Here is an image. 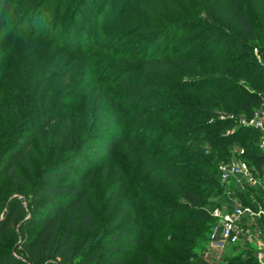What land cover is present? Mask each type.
I'll use <instances>...</instances> for the list:
<instances>
[{
	"label": "rangeland",
	"instance_id": "rangeland-1",
	"mask_svg": "<svg viewBox=\"0 0 264 264\" xmlns=\"http://www.w3.org/2000/svg\"><path fill=\"white\" fill-rule=\"evenodd\" d=\"M241 5L264 32V10L256 9L252 0H241ZM220 6L217 0H0V133L11 127L23 131L24 137L30 136L28 163L18 167L35 190L43 180L44 167L64 161L79 149L87 160H94L86 188L87 204L97 224L94 239L105 237L109 229L138 214L140 223L149 229L143 249L162 255L160 249L166 246L165 241L180 236L172 230L184 227L180 222L166 221L164 212L168 209L162 205V198L168 194V181L161 172L154 171L155 166L143 171L147 152H159L164 161L173 158L164 150L178 148L179 135L172 137L168 133L177 126L231 118L237 127H245L244 123L251 120L233 109L228 98L213 90L229 81L230 85L238 86L232 93L237 101L240 89L254 90L251 83L233 72L239 55L232 40L220 41L237 36L227 22L220 20L216 9ZM158 34L161 39L154 41ZM250 44L255 62L264 65V38L261 36ZM142 56L148 62H142ZM153 56L163 62L162 67L148 60ZM34 61L37 63L33 65ZM247 64L241 61L239 66ZM124 78L132 83L149 81L150 87L143 86L145 90L141 92L132 90ZM181 82L192 86L202 83L199 86L210 90L199 94L170 91ZM133 94L139 96L132 99ZM54 114L68 118L64 137L58 135L61 119L49 124ZM140 114L153 116L139 117ZM159 114L215 117L169 123L154 118ZM259 114L264 119V106ZM154 123L169 127L158 130ZM152 134L153 139L149 138ZM161 134L169 135L170 139L160 143ZM209 134L212 133L183 135L181 143L188 144V150L194 153L210 155L212 160L208 164L216 172L213 175L192 171L189 179L198 176L205 182L211 178L219 188L188 179H181L176 188L197 186L205 196L203 208L211 215L245 203L232 190L226 194L229 188L220 180L221 169L231 164L242 165L248 171L251 168L238 145L229 151L221 150L222 157L219 151L208 149L201 139ZM98 141L103 146L111 145V150H99ZM245 142L258 146L261 138ZM90 144L95 147L85 150ZM72 169L77 170L78 166L73 165ZM243 180L236 184L244 200H256L254 194L264 197V178L256 186L244 184ZM14 196L2 177L0 202ZM36 206V202L30 203L32 211ZM178 206L185 207L183 201ZM255 208L263 209L264 204L255 203ZM4 209L0 207V218ZM188 209L193 210L189 206ZM17 236V227L13 233H5L4 248L11 251ZM85 238L92 242L89 235ZM230 247L209 250L205 245L192 250L210 264L235 262L233 258L253 252L247 244L237 245L233 250ZM122 248H128L125 261L137 257L133 245L121 243L119 249Z\"/></svg>",
	"mask_w": 264,
	"mask_h": 264
},
{
	"label": "trees",
	"instance_id": "trees-1",
	"mask_svg": "<svg viewBox=\"0 0 264 264\" xmlns=\"http://www.w3.org/2000/svg\"><path fill=\"white\" fill-rule=\"evenodd\" d=\"M217 1L222 4L216 8L220 20L227 22L229 27L237 33L236 39L233 36H228L221 38L220 41L223 43L227 41L226 39L232 40L231 42L236 46L235 53L239 55L235 58L238 63L234 64L233 72L251 83L254 90L241 91L240 89L241 94L238 101L234 100L232 94L238 86L230 85L229 81L224 85L216 86L213 90H216L215 92L221 97L228 98L233 109L250 119L264 106V65L255 62L250 43L257 41L261 36L264 38V32L259 29L251 15L242 10L241 0ZM252 1L256 4V9L264 10V0ZM160 39L161 36L158 34L154 41ZM164 49L165 46L162 50ZM142 57L140 58L141 61L144 60L142 62H148L145 61L144 56ZM148 58L149 61H155L154 63L158 67L163 66V62L161 60L156 61L154 56ZM241 61L249 64L241 67L239 66ZM36 63L37 61H34L33 65ZM124 82L132 90L139 92L145 90L143 86L150 87L149 81L132 83L124 78ZM183 83L172 87L170 91L179 93L181 90H187L199 94L203 90H210L204 86H199L202 83H198L196 86ZM138 96L133 94L132 99H136ZM138 116L151 117L153 114H140ZM212 117L215 115L159 114L154 116L160 121L169 123L187 122L195 119L205 120ZM59 119H61L62 128L58 135L64 137L65 130L69 125L67 117L51 115L49 124ZM154 125V128L158 130H161V127H169L160 123H154ZM174 129L168 133L172 137L179 135L176 136L179 138H176L179 144L178 148L175 150L166 148L164 150L167 155L173 158L164 161L159 158V152L148 151L143 162L144 172L151 166H155L154 171L161 172L163 178L168 181V194L162 198V205L168 209L164 212L167 217L166 221L169 224L180 222L184 227L172 230L180 236L165 241L166 246L160 249L162 255L152 254L143 249L142 244L149 235V229L140 223L138 214L130 218L125 224L109 229L105 237L94 239L97 224L93 211L87 204L86 194L87 179L90 177L92 165H94L92 158L87 160V157L84 156L86 154H82L79 149V151L70 154L64 161L44 167L41 173L43 180L35 190L30 187L28 178L21 173L18 167L28 163V151L32 146L30 136L24 137L23 131H14L11 127L8 132L0 133V180L5 177L9 184L10 195L15 194L11 199L6 198L0 202V207L5 208L0 218V264H210L200 258L192 249L208 245V233L215 219L204 210L205 196L197 186L190 185L177 190L176 184L181 179H188L195 184H205L218 189V183L211 178L205 182L198 176H191L189 179L192 171L213 175L216 172L208 164L212 157L208 154H198L188 150L189 145L181 143L182 137L193 136L197 132L212 133L209 134L208 138L204 136L201 141L206 143L207 148L212 152L219 151L218 155L220 156L221 150L229 151L233 145H238L243 150L241 156L250 164L251 172H256V177L260 181L264 178V153L260 152L257 144L250 145L245 142V139L257 142L260 135L259 132L253 131L249 127H237L235 120L231 118L177 126ZM226 132L228 133L225 134ZM152 133L156 134L154 131ZM166 134H161L160 143L170 139V136ZM154 137L155 135L152 134L149 138L153 139ZM96 146L99 150L106 152L111 150V145L103 146L102 142L99 141ZM94 147V144H90L85 150ZM143 147L146 149L147 143ZM73 165H77L78 169L73 170ZM74 181H76L75 185H73ZM228 187L237 193L239 198L243 199L245 202L243 206L256 209L255 203L264 204V197L255 196V194L256 200H251L252 202L244 200V196L237 189L234 178L230 179ZM123 188L124 186H122ZM177 200L180 203L183 201L185 207L178 206L180 203ZM31 202L37 203L36 209L33 211L30 209ZM23 203L26 205L24 206ZM188 206L193 210H189ZM184 213H187V216H184ZM261 221L264 226V220ZM15 227L18 229L17 241L10 251L4 248L5 239L3 236L5 233H13ZM201 233L204 236H201ZM86 234L92 239L91 243L87 242ZM121 243L133 245V252L137 257L125 261L124 253L128 251V248L119 249ZM234 247L236 246H231L229 250H233ZM233 260L235 262L226 260L224 264H258L253 253L233 258Z\"/></svg>",
	"mask_w": 264,
	"mask_h": 264
},
{
	"label": "built area",
	"instance_id": "built-area-1",
	"mask_svg": "<svg viewBox=\"0 0 264 264\" xmlns=\"http://www.w3.org/2000/svg\"><path fill=\"white\" fill-rule=\"evenodd\" d=\"M243 126H249L259 132L261 143L258 145L260 149L264 151V119H262L259 111L256 112L251 120ZM238 177L244 179V183L250 186H256L259 184V179L251 171H248L242 165H228L221 169L220 180L226 188L231 178L239 182ZM239 184V183H238ZM237 184V185H238ZM231 190L228 189L226 194H230ZM212 217L215 219L208 233V249L219 250L225 246H237L240 244H252L256 239L254 232L240 223V219L244 216L251 220H264V209L256 208L252 209L248 206L237 204L232 210L225 213L214 211ZM258 236V233H257ZM255 261L259 264H264V250L263 247L259 248L254 253Z\"/></svg>",
	"mask_w": 264,
	"mask_h": 264
},
{
	"label": "crops",
	"instance_id": "crops-1",
	"mask_svg": "<svg viewBox=\"0 0 264 264\" xmlns=\"http://www.w3.org/2000/svg\"><path fill=\"white\" fill-rule=\"evenodd\" d=\"M241 178L242 177L238 178L239 179V183H240V179ZM242 180H243V178H242ZM240 223L243 224L244 226H246L252 232L255 233L254 236L256 237V239L253 241L252 244H247V245H249V246H251L253 248V252H252L253 256H254V253L259 248L263 247V250H264V226L262 224V221L261 220H254L253 221V220L249 219L248 217L244 216V217H242L240 219ZM257 233H258V236H257Z\"/></svg>",
	"mask_w": 264,
	"mask_h": 264
}]
</instances>
